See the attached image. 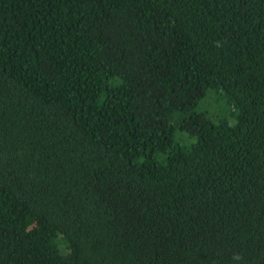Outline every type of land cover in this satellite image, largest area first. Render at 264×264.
<instances>
[{
	"label": "trees",
	"instance_id": "1",
	"mask_svg": "<svg viewBox=\"0 0 264 264\" xmlns=\"http://www.w3.org/2000/svg\"><path fill=\"white\" fill-rule=\"evenodd\" d=\"M0 264H264V0H0Z\"/></svg>",
	"mask_w": 264,
	"mask_h": 264
},
{
	"label": "rangeland",
	"instance_id": "2",
	"mask_svg": "<svg viewBox=\"0 0 264 264\" xmlns=\"http://www.w3.org/2000/svg\"><path fill=\"white\" fill-rule=\"evenodd\" d=\"M210 93H208L199 103V107L201 109H204V110H207L209 111L211 114L214 112V111H217L218 110V107L220 106L219 104L216 103V100L215 98L212 99V101H209L208 100V95Z\"/></svg>",
	"mask_w": 264,
	"mask_h": 264
}]
</instances>
